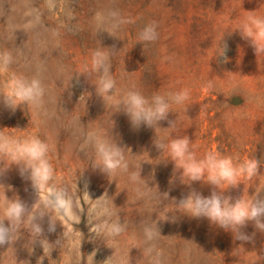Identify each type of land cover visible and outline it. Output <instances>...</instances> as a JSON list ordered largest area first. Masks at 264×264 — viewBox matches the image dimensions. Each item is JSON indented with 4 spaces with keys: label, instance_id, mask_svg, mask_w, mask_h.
Masks as SVG:
<instances>
[{
    "label": "rangeland",
    "instance_id": "obj_1",
    "mask_svg": "<svg viewBox=\"0 0 264 264\" xmlns=\"http://www.w3.org/2000/svg\"><path fill=\"white\" fill-rule=\"evenodd\" d=\"M249 15L264 17V0H0V53L12 56L0 73V134L47 143L49 184L71 200L67 214L46 207L47 192L33 187L25 162L0 155V199L28 209L12 242L0 246V264H264V231L253 221L239 229L247 239H237L179 205L192 190L231 202L264 198V52L237 30ZM151 21L158 39L138 42ZM96 50L116 80L110 99L97 90ZM13 74L38 79L43 95L9 107L3 84ZM185 88L189 98L155 129L133 128L117 107L129 90L150 98ZM184 136L198 159L209 151L256 158L259 172L235 187L211 185L207 172L191 181L153 143ZM98 138L122 148L126 169L101 171ZM115 223L119 234L109 231Z\"/></svg>",
    "mask_w": 264,
    "mask_h": 264
},
{
    "label": "clouds",
    "instance_id": "obj_2",
    "mask_svg": "<svg viewBox=\"0 0 264 264\" xmlns=\"http://www.w3.org/2000/svg\"><path fill=\"white\" fill-rule=\"evenodd\" d=\"M157 27L156 21L145 24L139 30L138 42L145 44L156 41L159 36ZM237 30L242 38L250 41L256 54L264 52V17L249 15L241 22ZM226 51L227 44L223 43L219 56L224 57L225 62H227ZM107 60L108 57L104 52L100 50L93 52L91 65L93 70L101 73L97 80V90L104 99H110L108 94L116 89V80L109 71L110 65ZM11 63L12 56L9 52L0 53V73L7 72ZM3 87L6 89L5 103L11 108H15L22 102L36 101L43 95V87L38 79L27 80L15 74L3 84ZM189 95L187 88L169 93L167 96L154 94L150 98L139 90H129L122 95L117 107H123L133 128L138 129L144 125L155 129L160 121L168 119L171 105L183 104ZM9 100L13 103H9ZM168 123L170 125L168 128L174 126V121H168ZM153 143L161 152L166 151L170 160L174 162L175 168L179 167L182 174L188 176L191 181L201 180L207 172V180L211 185L217 187L224 183L235 187L238 185L239 178L250 179L259 172V160L256 158L234 160L231 156H221L218 152L209 151L203 158L198 159L190 147L188 136L172 138L167 143ZM95 148L98 162L102 166L101 171L111 174L117 169L127 168L124 152L118 145L98 138ZM48 151V144L36 136L18 140L0 134V155L10 156L14 163L23 160L25 168L30 170L33 187L39 192L43 190L47 192V195L43 197L45 206H51L57 211L63 210L67 214L71 208L70 198L63 189H56L49 184L53 179L54 169L47 158ZM132 179H136L135 174ZM179 205L194 217H207L225 230H235L238 233L237 239H247L239 229L248 221H253L257 229L264 231V198L257 197L251 202L239 198L231 202V197H225L215 190L208 197L192 190L187 196L181 198ZM27 212L26 204L18 198L9 199L4 195L0 199V213H2L0 246L12 242L14 232ZM29 219L34 220L35 217L29 214ZM54 230V225H50L49 231ZM121 230L118 223L112 224L109 229L114 234H119ZM32 231L36 236L42 234L38 224H33ZM45 243H48L47 240L40 241L43 249Z\"/></svg>",
    "mask_w": 264,
    "mask_h": 264
}]
</instances>
